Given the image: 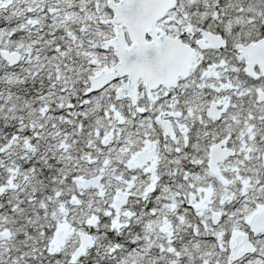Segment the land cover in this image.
Wrapping results in <instances>:
<instances>
[{
  "label": "snow or ice",
  "instance_id": "6c2138e0",
  "mask_svg": "<svg viewBox=\"0 0 264 264\" xmlns=\"http://www.w3.org/2000/svg\"><path fill=\"white\" fill-rule=\"evenodd\" d=\"M0 264H264V0H0Z\"/></svg>",
  "mask_w": 264,
  "mask_h": 264
}]
</instances>
